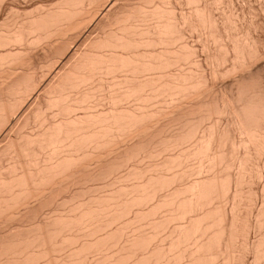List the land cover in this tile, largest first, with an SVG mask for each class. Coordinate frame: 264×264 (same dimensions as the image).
<instances>
[{"label":"bare ground","instance_id":"1","mask_svg":"<svg viewBox=\"0 0 264 264\" xmlns=\"http://www.w3.org/2000/svg\"><path fill=\"white\" fill-rule=\"evenodd\" d=\"M263 61L264 0H0V264H264Z\"/></svg>","mask_w":264,"mask_h":264},{"label":"rangeland","instance_id":"2","mask_svg":"<svg viewBox=\"0 0 264 264\" xmlns=\"http://www.w3.org/2000/svg\"><path fill=\"white\" fill-rule=\"evenodd\" d=\"M22 3H23V2H22ZM22 3H21V2L18 3V4H19V7L25 8L26 6L30 5V3L35 4L36 1H29V3H28V1H27L26 4H24V3L22 4ZM27 4H28V5H27ZM32 4H31V5H32ZM239 4H240V7L243 5V4L240 3V2H239ZM20 5H22V6H20ZM23 6H24V7H23ZM237 6H238V4L236 5V9H238V11H240V9H239L240 7H237ZM236 11H237V10H236ZM193 37L195 38L196 36L194 35ZM193 37L191 38V37L189 36L188 41L191 40V41H189L190 43H191L192 41L194 42L195 39H196L195 42L198 41L197 38L194 39ZM192 39H194V40H192ZM195 42H194V43H195ZM197 43H198V42H197ZM191 44H192V43H191ZM193 45L198 46L196 43L193 44ZM200 55H203V54H202V53H199L198 57H199ZM200 58H203V56H201ZM198 59H199V58H198ZM263 62H264V61H263ZM263 62L259 63V65H261ZM228 81H229V80H228ZM224 82H225V81H224ZM220 84H222V85H220ZM224 84L226 85L227 82L224 83ZM224 84H223V82H222V83H219L218 86H219V85H220V86H223Z\"/></svg>","mask_w":264,"mask_h":264}]
</instances>
